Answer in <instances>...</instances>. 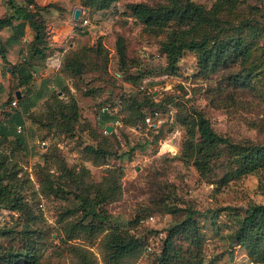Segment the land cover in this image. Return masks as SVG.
Instances as JSON below:
<instances>
[{"label": "rangeland", "instance_id": "obj_1", "mask_svg": "<svg viewBox=\"0 0 264 264\" xmlns=\"http://www.w3.org/2000/svg\"><path fill=\"white\" fill-rule=\"evenodd\" d=\"M180 1L201 9L197 26L188 33L181 34L193 19L173 17L148 27L132 10L137 4L170 9L171 0H118L102 11L83 7L89 10L88 24L76 26L55 43L50 23L66 10L61 1L39 7L48 49L43 59L33 61L40 68L47 63L57 70L48 77L51 90L62 92L58 98L64 103L73 98L79 118L73 131L66 133L58 114L52 117L54 101L46 91L31 109V117H23L26 148L17 147L13 137H0V149L18 163L19 176L29 180L25 195L35 215L29 240L27 220L0 208V246L18 249L28 244L36 256L33 264H81L84 259L106 264L101 241L117 224L121 232L144 240L140 252L121 264H157L164 248L174 255V264H255L234 232L252 205L264 203V163L253 167L235 159V154H221L210 161L203 177L182 151L194 111L238 145V151L249 143L264 144V0ZM52 9L56 17L50 15ZM11 12L8 0H0V16ZM225 20L243 23L242 31L224 32L213 41L229 45L231 56L225 66L202 73L198 52L187 49L173 62L174 41L215 36ZM253 27L257 36L250 37ZM234 38L241 39L244 56L231 50ZM117 39L125 47L123 61L117 54ZM29 54L28 43L13 61ZM72 59L82 65L81 76L65 69ZM15 63L1 60L0 123L18 125L15 93L25 88L17 86L9 69ZM34 73L31 84L36 89L40 76ZM153 111L158 116L151 117ZM87 146L98 152L93 154ZM45 175L50 185H59L57 194L42 185ZM98 184L111 186L114 195L97 206L107 219L94 221L84 218L85 205L77 195L85 189L92 192ZM191 211L199 239L178 234L168 238L169 227ZM82 221L92 222L93 229L75 230ZM18 264L25 263L19 259Z\"/></svg>", "mask_w": 264, "mask_h": 264}, {"label": "trees", "instance_id": "obj_2", "mask_svg": "<svg viewBox=\"0 0 264 264\" xmlns=\"http://www.w3.org/2000/svg\"><path fill=\"white\" fill-rule=\"evenodd\" d=\"M118 0H80L82 7L89 8L93 11H102L110 8ZM174 7L170 9H150L143 4L134 5L132 10L137 20L145 26H161L167 23L173 17L184 21L185 19H193V25L187 30H183L181 34L188 33L194 30L197 26L196 21L200 19L199 6L187 1L182 3L180 0H171ZM8 5L12 10L11 13L0 16V29L11 28L12 35L2 41L0 39V59L4 64L9 63L7 58L8 47L23 36V26L27 22L32 28L34 35L29 43L30 54L24 57L20 62L9 67L11 73L17 78V86L24 87L20 98L17 100L19 110L15 112V123L21 125L23 117L28 115L31 117V109L35 107L38 100L44 98L45 92L49 91V97L54 101V109L52 117H56L61 121L64 131L71 133L75 123L79 118V108L76 101L71 98L67 103L62 102L58 98V94L51 90L50 79L43 78L40 85L35 89L31 84L33 72L36 70L37 63L33 60L35 57L44 58L47 46V30L44 21L40 16V6L36 5L34 0H23L21 4H15L14 0H8ZM32 6V7H31ZM17 21L15 24L14 22ZM243 23L233 24L225 20L219 27L218 33L215 36H203L200 39L192 37L182 38L174 41V56L173 62L176 60V55L183 49L196 50L198 52V68L202 73L214 71L220 66L227 64L229 56V45L218 44L213 42L218 35L230 31H242ZM257 28H251L250 37L257 36ZM212 43V44H211ZM231 50L239 56H244L242 41L239 38H234L230 41ZM116 50L119 59L123 61L125 47L120 39L116 41ZM70 63V64H69ZM68 63L66 70L81 76V64L75 63L72 59ZM50 108V106H49ZM51 109V108H50ZM12 122L0 123V137L8 139L13 137L14 144L25 149L26 142L22 132L17 131V126ZM187 138L184 142L182 155L186 160H191L196 170L203 177L206 176L210 161L221 154H232L235 159L241 161L242 164H250L253 167H259L264 163V144L249 143L242 151H238L239 146L233 144L228 138L218 134L210 125L208 118L201 112L194 111V115L186 125ZM88 151L96 154L97 149L91 146L86 147ZM103 153V152H101ZM20 168L18 163L12 159L8 153L0 149V208L10 209L20 213L27 221L24 227L27 229L29 240H32L30 235L33 232L31 222L35 215L30 207L25 195V187L28 179L19 176ZM42 185L51 192L57 194L56 190L59 185H50L48 175L44 176ZM81 195H77L81 203L85 205L84 218L91 216L92 220H102L105 218L100 209L97 208L102 202L111 198L114 195V190L111 186L103 188L98 184L95 189L89 193L87 189L83 190ZM174 212L175 208L166 207V211ZM194 211L189 212L181 221L173 224L167 231V237L174 234L192 237L199 239L198 226L193 218ZM107 219V218H105ZM85 220V219H84ZM101 222V221H99ZM75 230L88 231L93 229L92 222H80L74 226ZM2 228H0V232ZM102 231V230H99ZM235 240L242 244L248 257L255 264H264V203L254 204L250 207L248 215L244 216L241 224L234 232ZM101 246L103 249V259L106 264H121L124 260L135 257L144 246V240L131 233H123L119 230L117 224L110 227V230L104 234ZM174 255H169L167 249H163L158 259L157 264H174ZM34 250L29 248L28 244H24L21 248L0 246V264H18V260H22L25 264L35 263ZM81 264H89L87 260H82ZM179 264V263H176ZM181 264V263H180Z\"/></svg>", "mask_w": 264, "mask_h": 264}, {"label": "crops", "instance_id": "obj_3", "mask_svg": "<svg viewBox=\"0 0 264 264\" xmlns=\"http://www.w3.org/2000/svg\"><path fill=\"white\" fill-rule=\"evenodd\" d=\"M34 1L36 5L41 6V7H44L49 3L61 1L63 8L66 10V12H63V15L59 17L55 16L53 9L50 12V15L56 17L54 18L55 20L52 23H50L51 32H54V34L52 35V40L54 43L64 40L66 37H68L70 34L73 33L76 26H81L79 21L74 22L72 19L73 11L75 8H79V7L82 8L81 16L88 14V11H89L88 9H84L80 5V0H34ZM67 11H70V12H67ZM14 23L16 24L17 21H15ZM56 26H58V28H56ZM81 31H84V30H81ZM12 33H13V30L11 28L0 29V38H3L4 40L10 35H12ZM33 35H34V32L32 28L27 22H25L23 26V36L20 39L13 42L8 47L7 58L11 63H15L13 60L15 59L16 52L19 53V50L21 47L30 43L31 40L33 39ZM24 57L25 55H22L21 60ZM0 64H1V60H0ZM35 71L39 74L40 76L39 80L41 81V79L43 78L53 77V75H56L55 72L57 70L55 69L54 71L53 67H50V64L45 63L44 68H40V66H36ZM33 74L35 73L33 72ZM55 78L58 81L56 76Z\"/></svg>", "mask_w": 264, "mask_h": 264}, {"label": "built area", "instance_id": "obj_4", "mask_svg": "<svg viewBox=\"0 0 264 264\" xmlns=\"http://www.w3.org/2000/svg\"><path fill=\"white\" fill-rule=\"evenodd\" d=\"M79 23L82 27L88 24V19L85 17V15L81 16ZM155 116H158L157 111H153V115L151 117H155ZM151 117L150 116L146 117V121L149 122ZM16 128L18 132H21L22 129L21 125H18ZM148 220L152 221L153 217L152 216L148 217Z\"/></svg>", "mask_w": 264, "mask_h": 264}, {"label": "water", "instance_id": "obj_5", "mask_svg": "<svg viewBox=\"0 0 264 264\" xmlns=\"http://www.w3.org/2000/svg\"><path fill=\"white\" fill-rule=\"evenodd\" d=\"M82 14V8H75L74 11H73V16H72V19L74 22H78L79 21V17L81 16ZM62 92H58V94L60 95ZM16 95V98L19 99L20 98V92L19 91H16L15 93ZM106 130L109 131L110 130V127L107 126L106 127Z\"/></svg>", "mask_w": 264, "mask_h": 264}]
</instances>
